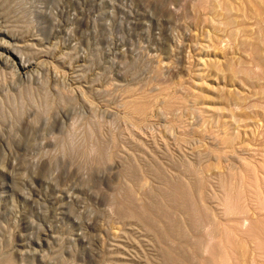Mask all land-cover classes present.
Segmentation results:
<instances>
[{"label":"rangeland","instance_id":"rangeland-1","mask_svg":"<svg viewBox=\"0 0 264 264\" xmlns=\"http://www.w3.org/2000/svg\"><path fill=\"white\" fill-rule=\"evenodd\" d=\"M0 29V264H264V0H0Z\"/></svg>","mask_w":264,"mask_h":264},{"label":"bare ground","instance_id":"bare-ground-1","mask_svg":"<svg viewBox=\"0 0 264 264\" xmlns=\"http://www.w3.org/2000/svg\"><path fill=\"white\" fill-rule=\"evenodd\" d=\"M93 2V1H92ZM231 11V10H230ZM224 13V12H223ZM129 14V13H128ZM131 15H132V13H131ZM133 16V15H132ZM230 16V15H229ZM131 17V16H130ZM136 17V16H135ZM232 17V16H231ZM139 18V17H138ZM132 19V18H131ZM229 21H231V20H229ZM228 22V21H227ZM0 31H2L1 29H0ZM210 38V34L208 35V39ZM15 38H13V40H14ZM26 46V45H25ZM23 47H24V45H23ZM14 49H16V52H18L19 53V58H20V63L18 64V65H14V67L16 68V67H18V66H20L22 69H26L28 66H30L31 65V61H29L28 60V58H27V56H26V52L24 53V52H22V50L20 49V50H18L17 48H14ZM204 51V54L205 55H207V57H205L207 60L209 59V58H211V56H213L211 59H209V60H211V61H219V60H224V70L226 69L227 71H223L222 70V74L224 73V72H227V73H229L230 75H231V78L232 77H234L235 76V74L237 73V71L234 69V67H233V64L231 63V62H233V61H231V59H230V61H229V58H227V57H222L221 59H219V57H218V55L216 54V52L215 51H210L209 49H204L203 50ZM204 58V59H205ZM204 59H200L199 60V64H203L204 66L206 65L205 64V60ZM214 64H215V62H213ZM219 63V62H218ZM198 64V65H199ZM217 65V64H216ZM215 66V65H214ZM201 75V74H200ZM224 75V74H223ZM222 81L223 82H225V79H223L222 78ZM229 84H231V85H233V84H235V80L234 79H230V82H229ZM129 205V204H128ZM127 205V206H128ZM126 206V207H127ZM131 206V205H130ZM132 207V206H131ZM128 208V207H127ZM133 208V207H132ZM131 208V209H132ZM130 209V208H129ZM130 209V210H131ZM134 209V208H133ZM133 209L131 210V211H133ZM138 210V209H137ZM135 211V210H134ZM124 212V211H123ZM239 213V212H238ZM145 216H147V215H145ZM239 216V215H238ZM147 218V217H146ZM149 218V217H148ZM242 219V218H241ZM245 219H246V217H245ZM237 221V220H236ZM235 221V222H236ZM245 222V221H244ZM252 226V225H251ZM118 232V231H117ZM169 255H170V253H168ZM171 256V255H170Z\"/></svg>","mask_w":264,"mask_h":264}]
</instances>
